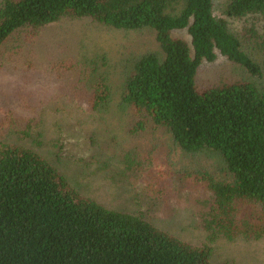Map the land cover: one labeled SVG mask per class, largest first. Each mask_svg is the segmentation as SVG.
I'll list each match as a JSON object with an SVG mask.
<instances>
[{"label":"trees","instance_id":"1","mask_svg":"<svg viewBox=\"0 0 264 264\" xmlns=\"http://www.w3.org/2000/svg\"><path fill=\"white\" fill-rule=\"evenodd\" d=\"M248 15L264 19V0H228L221 15L214 0H0V71L26 75L43 66L90 112L110 106L106 76H93L97 69L88 61L40 62L43 28L87 18L155 31L159 50L134 61L121 95L131 116L127 132H153L154 140L125 151L122 162L163 206L178 200L181 182L196 226L207 232V242L189 243L142 213L81 193L43 154L11 136L29 134L40 115L25 118L0 107V264H214L213 241L264 238V89L250 80L262 67L227 23ZM218 55L248 79L206 80L202 65ZM156 132L170 135L184 153L217 154L224 178L193 170L173 182L171 164L158 157Z\"/></svg>","mask_w":264,"mask_h":264},{"label":"rangeland","instance_id":"2","mask_svg":"<svg viewBox=\"0 0 264 264\" xmlns=\"http://www.w3.org/2000/svg\"><path fill=\"white\" fill-rule=\"evenodd\" d=\"M227 2L214 0L215 13L223 14ZM227 23L241 35L244 49L260 63L262 75L250 77V80L264 89V48L261 46L264 19L248 15L227 18ZM36 50L37 59L44 61L43 64L63 59L93 63L91 66L97 70L92 75L104 74L109 83L110 106L102 112L85 110L59 88L52 74L42 71L43 66L26 75L0 71V107L10 108L25 118L40 115L39 124L32 127L29 134L11 135L15 141L43 154L81 193L98 202L142 213L155 225L189 243L207 242V232L195 224L189 192L182 189L181 182L177 183L176 179L193 170H204L218 179L224 178L223 162L217 154L208 151L195 155L184 153L170 135L156 132L155 137L162 143L157 150L158 157L171 164L175 174L173 182L179 189L178 200L167 206L148 198L141 181L135 173L125 169L122 162L125 151L141 150L154 140L153 132L138 137L127 132L131 116L121 104V95L134 61L142 54L159 50L155 31L116 29L87 18L62 19L43 28ZM201 74L206 80L217 82L248 76L221 55L213 62H204ZM20 101L24 106H20ZM210 245L214 264H264V238L217 239Z\"/></svg>","mask_w":264,"mask_h":264}]
</instances>
